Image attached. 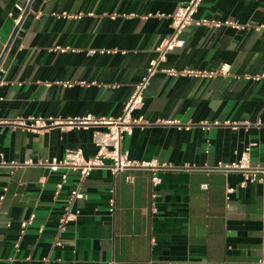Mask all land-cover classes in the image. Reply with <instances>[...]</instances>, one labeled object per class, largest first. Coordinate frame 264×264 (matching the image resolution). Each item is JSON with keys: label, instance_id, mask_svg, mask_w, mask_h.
Wrapping results in <instances>:
<instances>
[{"label": "crops", "instance_id": "obj_1", "mask_svg": "<svg viewBox=\"0 0 264 264\" xmlns=\"http://www.w3.org/2000/svg\"><path fill=\"white\" fill-rule=\"evenodd\" d=\"M187 1L0 0V119L119 117L155 48L171 35L168 16ZM15 6L28 8L18 24ZM62 13L84 16L55 17ZM196 17L245 28L189 27L184 47L160 65L207 73L228 66L227 76L157 72L149 81L134 113L144 124L123 137L122 149L131 160L175 169L159 173L158 186L149 172L93 169L84 198L73 204L75 221L59 234L79 175L35 163L75 150L92 158L104 128L33 134L0 125V264H264V181L239 188V174L215 171L248 146L251 165L264 168V79H252L264 76V32L254 31L264 25V0H204ZM113 49L119 53L87 54ZM64 174L67 183L54 197ZM228 188L234 192L227 197Z\"/></svg>", "mask_w": 264, "mask_h": 264}, {"label": "built area", "instance_id": "obj_2", "mask_svg": "<svg viewBox=\"0 0 264 264\" xmlns=\"http://www.w3.org/2000/svg\"><path fill=\"white\" fill-rule=\"evenodd\" d=\"M204 0H188L185 4L177 8V10L168 16L170 19L171 35L168 38L162 40L155 48V57L148 62L144 76L134 86L133 92L129 100L125 103L122 114L117 118H104L93 117L86 115L83 117L75 118H42L33 117L27 120H2L0 119V125H9L13 127H20L24 130L32 132L33 134H40L47 132L50 129L58 128L60 131L68 129H83L88 130L92 128H104L102 133L99 134L96 139L97 152L89 159H85L79 150L67 151L63 158H52L49 160L38 161L35 164L48 168L51 172H57L60 169L69 170L79 175L75 187L69 192L66 206L63 209L62 215L58 221L57 231L60 234L66 228V226L74 222L77 217V212L73 210V204L77 200L84 198L82 191L83 182L88 178L93 169H106L111 175H115L121 172H149L151 174V183L153 186L160 184L158 174L161 172H173L175 169L164 163H158L156 161L151 162H137L129 158V153L122 149V139L124 136H131L134 128L141 127L144 124V118L141 115L135 116L134 113L141 109L144 101V92L149 84L151 78L157 73H164L168 77H187V78H203L212 79L216 76H227L228 66H222L219 71L213 73L199 72L194 70L177 71L174 69H162L160 65L166 61V54L174 49H180L184 47L185 41L181 38V33L189 28H206L209 30H215L219 28H229L232 30H243L245 27L237 22L229 20H208L204 18H197L196 14L202 5ZM15 10L18 12V16L15 19V24H18L22 18L24 12L21 6H15ZM84 15H69L62 13L57 18L65 19H80ZM88 17L93 16L87 14ZM116 16H110L114 19ZM162 17V15H159ZM256 32H264V25H260L254 28ZM56 50L60 52H66V49ZM75 52V51H72ZM118 50H89L88 55L105 54L115 55L118 54ZM123 53V52H121ZM254 80L264 79V76L253 77ZM4 84L0 80V87ZM63 88H71L74 85H80L88 87L96 85L95 83L86 84L85 82H58ZM49 86V84H46ZM160 124L163 122H159ZM164 124H172L165 122ZM174 124V123H173ZM217 125V123H214ZM251 146L244 149L237 162L232 164L222 165L219 164L215 171L224 173H236L242 177V181L239 184V188H245L248 184H254L256 182L264 181V168L254 167L250 163L249 152ZM25 166L34 165L33 162L27 161ZM128 181L132 182V177H128ZM67 183V176L64 174L61 176L60 181L55 185L54 197H57L63 186ZM234 192V189L228 188L226 190L227 197ZM3 197H0V202ZM109 211L112 212L113 201L109 202ZM34 216H30L27 221H24L20 225V236H22L26 228L33 222ZM41 232V229H39ZM20 237L18 238L15 248H18ZM262 244H264V236H262ZM108 264H115L114 261Z\"/></svg>", "mask_w": 264, "mask_h": 264}, {"label": "water", "instance_id": "obj_3", "mask_svg": "<svg viewBox=\"0 0 264 264\" xmlns=\"http://www.w3.org/2000/svg\"><path fill=\"white\" fill-rule=\"evenodd\" d=\"M27 9H28V8H27ZM27 9H26V11L24 12V14L22 15V18L27 14V11H28ZM22 18H21V19H22ZM17 29H18V26L15 28L14 34L16 33ZM7 48H8V45H7L6 49H5V51H4L3 55H2V57L4 56V54H5L6 50H7ZM1 59H2V58H1ZM1 59H0V63H1Z\"/></svg>", "mask_w": 264, "mask_h": 264}]
</instances>
